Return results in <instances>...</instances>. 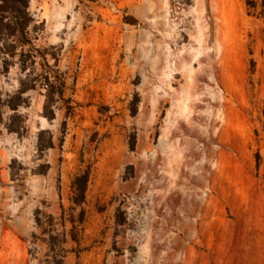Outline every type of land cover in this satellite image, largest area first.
<instances>
[{"label": "rangeland", "instance_id": "rangeland-1", "mask_svg": "<svg viewBox=\"0 0 264 264\" xmlns=\"http://www.w3.org/2000/svg\"><path fill=\"white\" fill-rule=\"evenodd\" d=\"M261 1L30 0L24 37L3 21L0 264H264Z\"/></svg>", "mask_w": 264, "mask_h": 264}, {"label": "trees", "instance_id": "trees-1", "mask_svg": "<svg viewBox=\"0 0 264 264\" xmlns=\"http://www.w3.org/2000/svg\"><path fill=\"white\" fill-rule=\"evenodd\" d=\"M30 0H0V25L4 20L6 24L4 27L11 30L13 35H19L21 38L24 37L26 29L29 27L30 22L27 19V7ZM262 12H264V0L261 1ZM4 14H8L7 19L4 18ZM19 98V94L14 98H11V102L7 103L6 108L13 114L8 119V124L5 125V129L8 133L19 134L21 128V119L16 114L17 107L19 105L13 104L15 99ZM1 112V111H0ZM2 122L0 113V123ZM80 181V183H78ZM75 183V193L78 197V203L83 199L86 177L78 179Z\"/></svg>", "mask_w": 264, "mask_h": 264}]
</instances>
